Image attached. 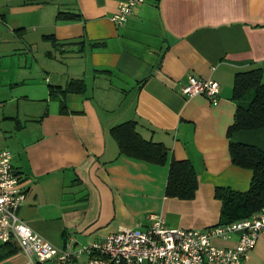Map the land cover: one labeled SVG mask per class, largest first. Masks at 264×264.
I'll return each instance as SVG.
<instances>
[{"label":"crops","instance_id":"0c3cea01","mask_svg":"<svg viewBox=\"0 0 264 264\" xmlns=\"http://www.w3.org/2000/svg\"><path fill=\"white\" fill-rule=\"evenodd\" d=\"M125 1L0 0V64L22 50L41 52L53 71L47 87L45 69L37 79L9 76L24 89L2 117L0 149L11 154L25 192L19 218L59 250L70 240L80 249L122 228H145L152 213L175 229L221 225L216 190L245 192L252 180L232 164L229 144L264 152V129L229 134L235 75L264 71V0H148L117 27L111 18ZM189 77L216 81L217 104L184 97ZM70 82L74 92L62 95ZM41 101L52 103L33 110ZM125 123L162 159L121 153L111 131ZM173 162L193 168L190 198L166 195ZM237 240L211 243L233 248ZM26 263L15 240L0 242V264ZM242 264H264V235Z\"/></svg>","mask_w":264,"mask_h":264},{"label":"built area","instance_id":"2783aa9c","mask_svg":"<svg viewBox=\"0 0 264 264\" xmlns=\"http://www.w3.org/2000/svg\"><path fill=\"white\" fill-rule=\"evenodd\" d=\"M148 0H126L111 18L115 26H123L134 7ZM186 98L205 95L211 104L218 102L219 84L211 79L189 77L181 88ZM25 201V192L19 174L11 164V154L0 149V242L15 240L26 264L35 261H54L72 264L82 255H88L87 264H242L249 252L264 235V211L248 219L227 225H218L205 231L170 228L159 214H148L145 228H122L103 240L75 249L70 240L59 250L34 233L18 216ZM238 237L233 248L212 245L214 239Z\"/></svg>","mask_w":264,"mask_h":264},{"label":"trees","instance_id":"16d2710c","mask_svg":"<svg viewBox=\"0 0 264 264\" xmlns=\"http://www.w3.org/2000/svg\"><path fill=\"white\" fill-rule=\"evenodd\" d=\"M262 72V69H254L235 75L232 99L236 101V111L229 134L240 130L264 129ZM72 86V82L68 83L61 90L62 95L74 92ZM246 96L249 98L243 102ZM111 133L121 153L146 161L162 159L160 148L141 139L134 131V123L121 124L113 128ZM229 154L233 165L252 172V180L245 192L225 188L216 190V196L222 203L221 225L248 219L264 211V152L251 145L230 143ZM195 187V173L191 165L188 162H173L166 195L187 199L192 196Z\"/></svg>","mask_w":264,"mask_h":264},{"label":"rangeland","instance_id":"374dc122","mask_svg":"<svg viewBox=\"0 0 264 264\" xmlns=\"http://www.w3.org/2000/svg\"><path fill=\"white\" fill-rule=\"evenodd\" d=\"M1 50L5 51V45L1 46ZM45 52V51H44ZM28 57L27 65L26 58ZM50 62L44 57V53L37 52L32 53L31 55H27V53L22 50L16 52L15 54L10 55L7 58H3L0 64V76L2 77V83L0 84V126L3 127L5 121L2 120V117L6 114L7 110L10 106V98L15 96L16 93L22 91L24 89L20 83H12L9 85L7 79L9 76H13V78H18L23 72L29 73L32 76H35L34 79H37L39 75L38 71L41 69H45V73H42V83L44 87H47L48 80L51 79V73L53 72L49 66ZM35 80H32L34 83ZM262 82H264V78H262ZM38 89H46V88H38ZM45 98L46 96L41 95L40 98ZM249 97L246 96L243 102ZM52 102L46 103L45 101H41L36 104H30L33 106V110L36 108H46L47 106L51 105ZM21 105V103H20ZM6 136V135H5Z\"/></svg>","mask_w":264,"mask_h":264}]
</instances>
